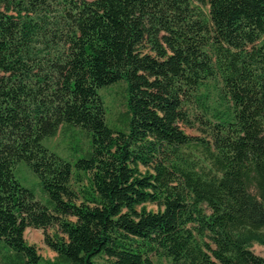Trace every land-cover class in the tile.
<instances>
[{"label": "trees", "instance_id": "1", "mask_svg": "<svg viewBox=\"0 0 264 264\" xmlns=\"http://www.w3.org/2000/svg\"><path fill=\"white\" fill-rule=\"evenodd\" d=\"M121 80L117 127L100 90ZM210 80L227 108L216 120ZM194 120L207 139L184 131ZM72 127L88 143L71 160L44 140ZM154 256L264 264V0H0V264Z\"/></svg>", "mask_w": 264, "mask_h": 264}, {"label": "rangeland", "instance_id": "2", "mask_svg": "<svg viewBox=\"0 0 264 264\" xmlns=\"http://www.w3.org/2000/svg\"><path fill=\"white\" fill-rule=\"evenodd\" d=\"M219 86L220 85L217 81L210 80L206 82V86L202 88V91L208 96L206 104L209 109V116L212 120H216L219 117L218 114H223L227 110L224 99H221L219 96ZM125 87L126 83L121 80L100 90V94L102 95L107 108L106 118L108 123L112 126L122 127V120L125 118L127 110ZM197 111L201 112V109L199 108ZM193 123V127L184 125V131L198 136L199 138L207 139L208 137L204 126L197 120H194ZM44 143L58 154L72 160L78 156V154L84 152L87 148L88 141L78 127H72L65 131L59 130L56 135L44 140ZM73 147L78 151L74 152ZM189 154H191V156L198 162H206L205 154L200 147L190 148ZM15 172L23 185L32 188L37 198L44 200V196L37 183V178L28 169L25 163L19 162L15 167ZM148 207L155 208L152 204H148ZM51 231L52 229L47 230V232ZM24 237L28 243L35 245L37 252L41 255L43 260L49 263L55 260L56 252L45 243L42 229L27 227L24 231ZM251 248L255 253L262 254L261 245L253 243ZM153 260L154 264H169V261L166 258H158L154 256ZM97 261L101 263L103 262L101 258H98Z\"/></svg>", "mask_w": 264, "mask_h": 264}]
</instances>
